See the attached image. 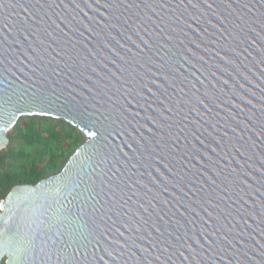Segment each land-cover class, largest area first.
Wrapping results in <instances>:
<instances>
[{
	"label": "water",
	"instance_id": "1",
	"mask_svg": "<svg viewBox=\"0 0 264 264\" xmlns=\"http://www.w3.org/2000/svg\"><path fill=\"white\" fill-rule=\"evenodd\" d=\"M30 116L85 141L0 264H264V0H0V152Z\"/></svg>",
	"mask_w": 264,
	"mask_h": 264
},
{
	"label": "trees",
	"instance_id": "2",
	"mask_svg": "<svg viewBox=\"0 0 264 264\" xmlns=\"http://www.w3.org/2000/svg\"><path fill=\"white\" fill-rule=\"evenodd\" d=\"M0 153L3 193L15 185H35L61 172L85 136L71 124L53 118L22 117Z\"/></svg>",
	"mask_w": 264,
	"mask_h": 264
},
{
	"label": "flooded vegetation",
	"instance_id": "3",
	"mask_svg": "<svg viewBox=\"0 0 264 264\" xmlns=\"http://www.w3.org/2000/svg\"><path fill=\"white\" fill-rule=\"evenodd\" d=\"M21 185H15L12 188H10V190H8L7 192H5V194L3 193V191L5 190V188L3 186L0 185V214H4V211L2 210V203L6 201L8 194L15 188ZM7 256H5L2 260L1 264H6L7 262Z\"/></svg>",
	"mask_w": 264,
	"mask_h": 264
},
{
	"label": "rangeland",
	"instance_id": "4",
	"mask_svg": "<svg viewBox=\"0 0 264 264\" xmlns=\"http://www.w3.org/2000/svg\"><path fill=\"white\" fill-rule=\"evenodd\" d=\"M11 131H12V129L8 132V135H9V133H11ZM6 149H7V148H6ZM6 149H4V150H6ZM4 150H3V151H4ZM0 153H1V152H0Z\"/></svg>",
	"mask_w": 264,
	"mask_h": 264
}]
</instances>
